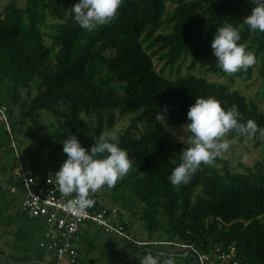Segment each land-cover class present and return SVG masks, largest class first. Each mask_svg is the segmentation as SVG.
Returning a JSON list of instances; mask_svg holds the SVG:
<instances>
[{"label": "trees", "instance_id": "16d2710c", "mask_svg": "<svg viewBox=\"0 0 264 264\" xmlns=\"http://www.w3.org/2000/svg\"><path fill=\"white\" fill-rule=\"evenodd\" d=\"M77 2L64 0V10L70 13L62 22L47 25L48 35L42 31L45 0H27L24 8L12 2L0 13V106L7 105L12 133H19L39 112H48L63 119L65 140L75 135L90 149L93 138L112 129L115 114L132 115L128 128L118 135L132 168L113 192L127 190L132 203L139 204V220L149 238L158 231L167 238L136 243L134 254L141 253L133 260L148 251H164L161 245L180 244L202 254L234 246L240 264H264V164L256 163L245 173L231 172L223 161L221 170L202 164L187 185L174 187L169 176L181 163L186 145L170 143L168 130L157 120L160 112L167 114L169 127L183 124L195 99L213 97L225 109L236 105L242 123L252 120L264 129V114L258 106L225 84L195 75L163 76L165 68L192 51L191 69L198 63L206 73L226 77L211 48L217 28L225 23L239 28V43L248 51L263 53L260 72L264 76V33L252 32L243 24L255 6L252 0H123L117 18L91 32L74 21L71 9ZM168 2L175 6L167 13ZM154 60L161 64L160 71ZM255 66L236 76L250 78ZM89 118L92 126L84 121ZM153 124L151 131L132 136L138 125ZM0 126L1 136L10 143L5 127ZM252 137L264 139L259 131ZM62 142L53 144L48 139L36 151L61 150ZM26 161L33 171L44 170ZM14 169L13 154L9 183L15 180ZM15 185L20 188L16 180ZM92 195L94 207L102 210L98 191ZM117 196L126 201L121 193ZM105 214L108 218L109 213ZM16 218L20 222L16 237L24 239L35 220L20 209ZM119 262L114 259L110 264ZM77 264H82L81 258Z\"/></svg>", "mask_w": 264, "mask_h": 264}, {"label": "rangeland", "instance_id": "374dc122", "mask_svg": "<svg viewBox=\"0 0 264 264\" xmlns=\"http://www.w3.org/2000/svg\"><path fill=\"white\" fill-rule=\"evenodd\" d=\"M26 1L0 0V13L12 2L17 7L24 8ZM174 6V3L168 2L166 4L167 13L172 11ZM44 12L46 14V22L42 26V31L45 35L50 33L47 25L62 22L70 13V11L64 10V0H45ZM242 12L244 13V10ZM45 41L50 44L47 36L45 37ZM251 52L256 56L257 62L250 78H246V75L238 77L236 73L228 74L226 77L206 73L200 68L198 63L191 69L192 51L181 57L173 67L165 68L163 76L175 79L177 77L195 75L197 77H204L209 82L225 84L229 91L239 92L247 101L256 104L259 111L264 114V76L260 72L263 53L256 54L255 49ZM154 63L157 71H160L161 64H158L156 60H154ZM111 83H114V81ZM4 106L7 107L6 104ZM15 114H17V111H15ZM163 115L167 122V114ZM115 116L114 126L105 132L111 131L119 135L128 128L133 116L121 117L118 113ZM84 121L90 126L93 125L91 118ZM187 123L189 121L172 127L167 125L170 143H183L181 141V137L185 135L183 126ZM62 124L63 119L56 118L48 112H39L33 120L21 128L19 133L13 136V143L24 159L32 161L40 169H60L67 159L63 148L61 150L47 148L38 153L36 150L41 143L48 139L53 144H56L58 141H64L63 131L61 130ZM154 127V124L151 126L138 125L133 131L132 136L139 137L151 131ZM2 133V126H0V142L3 143V146L0 147V186L2 187V193L0 192V253L6 257L11 256L13 258L11 260L14 261H16L15 259L28 257L31 260L27 262L38 261L49 263L50 261L47 259L44 249L39 247L40 233L37 228L27 229L24 239L16 237L20 223L16 216L20 209L23 195L20 191L13 193L10 190L12 182L9 183L8 180L12 176L13 152L9 145L11 141L9 143L5 137H2ZM226 139L231 141L229 150L221 157H218L210 166L221 170L224 165L220 161H223L231 172L245 173L247 169H252L256 163L264 164V139L256 140L252 137L251 133L245 136L235 131L227 134ZM120 183L121 180L115 186ZM120 193L125 196V202L117 196ZM115 197L118 198L117 202L114 200ZM97 199L101 209L105 213H109V222L117 229H121L123 234L128 238L117 236L114 233H107L97 226L84 227L85 230L89 228L86 237L89 242L82 241L78 246L82 264H110L114 259L123 261L134 254L136 243L142 244L147 240L151 242L158 240L167 241V238L163 237L160 231L154 233L151 238L148 237L147 232L143 228V223L139 220L140 206L138 203H132L133 201L127 190L120 189L118 192H113V188L109 189L107 186H104L98 191ZM130 207H132L131 210ZM161 249L175 257V264H194L192 258L181 256L185 252L174 245H161ZM84 253L86 255H83ZM143 255H139L137 260H131L128 264H140L139 261L143 259ZM0 264L12 263L0 258ZM61 264L69 263L62 262Z\"/></svg>", "mask_w": 264, "mask_h": 264}, {"label": "clouds", "instance_id": "9594fccd", "mask_svg": "<svg viewBox=\"0 0 264 264\" xmlns=\"http://www.w3.org/2000/svg\"><path fill=\"white\" fill-rule=\"evenodd\" d=\"M123 0H78L71 9L74 21L84 30L91 32L98 27L113 22ZM255 5L251 14L243 19V24L252 32L264 33V0H252ZM239 28L225 23L217 28L211 48L216 58L217 67L226 74L247 71L256 63L253 52L246 45L239 43ZM167 129L164 115H157ZM189 123L183 126L185 135L181 141L186 145L180 154L181 163L169 176L174 187L187 185L201 165H211L227 152L231 141L226 139L230 132L247 136L257 131L264 135L255 121L242 123V114L233 105L225 109L221 102L213 97L197 98L187 112ZM94 144L89 149L83 147L75 135H70L62 142L63 152L67 159L59 171L54 174L55 187L62 198L67 199L66 207L75 210L76 214L84 215L95 201L91 194L104 186L115 187L132 168V160L125 149L120 147L119 137L115 132H103L93 138ZM140 264H175V257L167 252L143 255Z\"/></svg>", "mask_w": 264, "mask_h": 264}, {"label": "built area", "instance_id": "2783aa9c", "mask_svg": "<svg viewBox=\"0 0 264 264\" xmlns=\"http://www.w3.org/2000/svg\"><path fill=\"white\" fill-rule=\"evenodd\" d=\"M0 124L5 127L11 139L10 148L15 159L14 176L23 195L20 213L42 225L43 232L39 247L44 249L49 261L77 264L81 258L78 246L82 240L84 227L97 226L107 233L128 238L121 229H117L109 222L105 211L95 208L94 205L87 209L84 215H78L75 210L66 207L69 198H62L55 187L53 177L57 172L55 168L35 172L27 166L26 159L21 156L13 143L14 134L10 128L5 106H0ZM90 198L94 200L92 194ZM174 246L185 253L193 254L198 264H240L234 246H229L225 250L217 247L211 254L198 253L191 245L175 244Z\"/></svg>", "mask_w": 264, "mask_h": 264}, {"label": "water", "instance_id": "95a60500", "mask_svg": "<svg viewBox=\"0 0 264 264\" xmlns=\"http://www.w3.org/2000/svg\"><path fill=\"white\" fill-rule=\"evenodd\" d=\"M140 253H141V250L138 251L135 254H132L130 257L126 258L125 260H123V261H121V262H119L117 264H124V263L130 262L131 260H133L135 258V256L137 254H140ZM181 256L190 257V258L193 259L194 264H198L196 257L193 254H191V253H185V254H182ZM0 257L2 259L6 260V261H8L10 263H12V264H50V263H44V262H38V261H30V262L14 261V260L9 259L8 257H6L3 254H0Z\"/></svg>", "mask_w": 264, "mask_h": 264}, {"label": "crops", "instance_id": "0c3cea01", "mask_svg": "<svg viewBox=\"0 0 264 264\" xmlns=\"http://www.w3.org/2000/svg\"><path fill=\"white\" fill-rule=\"evenodd\" d=\"M10 190H11V192H13V193H15L16 191H20V188L18 187V186H15V180L12 182V185L10 186ZM21 192V191H20ZM31 228H37V230H39V233H40V241H41V239H42V232H43V227H42V225L40 224V223H38V222H33V224H32V226H31ZM88 231H89V228L88 229H86V230H84V233H83V235H82V240L81 241H83V242H89L87 239H86V237H87V235H88ZM39 241V242H40ZM83 255H86V253H84Z\"/></svg>", "mask_w": 264, "mask_h": 264}]
</instances>
